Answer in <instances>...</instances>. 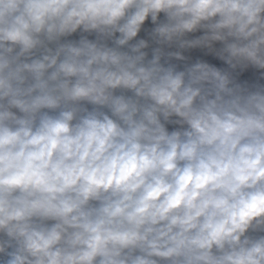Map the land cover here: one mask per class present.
<instances>
[{
	"label": "clouds",
	"instance_id": "clouds-1",
	"mask_svg": "<svg viewBox=\"0 0 264 264\" xmlns=\"http://www.w3.org/2000/svg\"><path fill=\"white\" fill-rule=\"evenodd\" d=\"M0 264H264V0H0Z\"/></svg>",
	"mask_w": 264,
	"mask_h": 264
}]
</instances>
